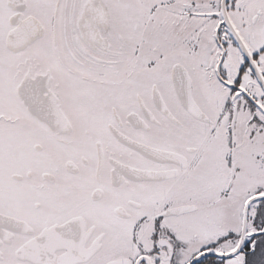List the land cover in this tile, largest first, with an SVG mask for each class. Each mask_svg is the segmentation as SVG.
<instances>
[{"label": "snow or ice", "instance_id": "1", "mask_svg": "<svg viewBox=\"0 0 264 264\" xmlns=\"http://www.w3.org/2000/svg\"><path fill=\"white\" fill-rule=\"evenodd\" d=\"M0 264H264V0H0Z\"/></svg>", "mask_w": 264, "mask_h": 264}]
</instances>
